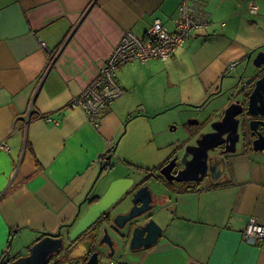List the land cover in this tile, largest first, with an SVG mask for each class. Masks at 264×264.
Wrapping results in <instances>:
<instances>
[{"label":"crops","instance_id":"0c3cea01","mask_svg":"<svg viewBox=\"0 0 264 264\" xmlns=\"http://www.w3.org/2000/svg\"><path fill=\"white\" fill-rule=\"evenodd\" d=\"M180 1L0 0V142L8 145L0 149V258L24 254L43 232H65L86 210L87 197L104 192L115 177L96 191L108 169L99 173L103 156L126 139L125 122L155 112L160 62L182 63L175 82L166 74L167 84L199 105L227 86L218 82L231 64L264 47V0H196L208 25L195 28L166 61L122 66L124 93L92 125L70 99L98 76L125 31L144 38L155 18L173 30ZM157 193L159 238L120 264H264V241L242 236L249 217L264 225V150L231 153L197 187ZM18 240L23 249L13 244ZM65 242L60 258L83 256L90 247L85 234Z\"/></svg>","mask_w":264,"mask_h":264},{"label":"water","instance_id":"95a60500","mask_svg":"<svg viewBox=\"0 0 264 264\" xmlns=\"http://www.w3.org/2000/svg\"><path fill=\"white\" fill-rule=\"evenodd\" d=\"M250 54L247 58L250 57ZM252 64L256 69L264 65L263 50H258L255 53ZM231 69L229 68V70ZM257 73L252 77L254 79L253 88L245 107L239 99H235L234 89L227 87L221 91V94L226 98L222 106L202 120H188L190 126H200L202 131L192 130L188 138L193 142L182 145V149L179 151L181 154L174 156L159 169V174L164 177V180L150 173L140 180L128 176L113 179L96 201L90 202L87 197L89 205L86 210L79 218L65 225L67 227L65 232L61 230L56 233L43 232L32 243L25 246L24 254L19 256H16L19 252L13 254L5 261V264H50L52 258L65 248V238L69 243H73L83 234L87 235L90 241L87 256L83 260H79L77 257L71 262L66 261L62 264H112L110 259L113 252L106 251V247L111 248L113 242H117L113 238V234L116 237H128V248L131 250L147 247L156 242L162 228L154 219V215L158 213L154 207L157 200L163 196L149 188L147 181L150 177L159 181L163 187L180 191L175 189L176 186L173 185V182L199 180L205 175L213 176L218 164H223L226 156L237 151V143L242 131L246 129L256 134V137L251 141L252 149L254 151L264 150V132L257 131V122L264 126V121L249 118L245 120V116L249 115L264 116V70L261 74ZM222 78L223 76L221 80ZM202 106V104L196 105V107ZM117 144L118 141L103 156L105 161L100 166L99 173L104 166H107L108 169L114 167L112 157ZM175 164L179 165V168L175 173H172ZM125 199H127V203H124ZM116 204L121 207L113 212ZM101 222L104 224L102 225ZM97 223V227H93ZM91 229V233L87 234ZM110 230L113 231L112 235ZM58 258L60 256L56 257V259Z\"/></svg>","mask_w":264,"mask_h":264},{"label":"rangeland","instance_id":"374dc122","mask_svg":"<svg viewBox=\"0 0 264 264\" xmlns=\"http://www.w3.org/2000/svg\"><path fill=\"white\" fill-rule=\"evenodd\" d=\"M261 25L264 27V21ZM241 32L245 33L246 31L241 30ZM261 50L264 51V47ZM185 63H187L186 66L188 70L190 67L192 68L194 65L193 57L188 59ZM181 64L182 63H178L176 66L173 65L171 68H168L165 63L160 62L157 67H154L159 74V93L156 95V98H154V100L156 99V102L154 101L156 103L154 107L155 112L151 115L152 117H150V119H136L133 117V119L125 122L127 126H124L126 131L123 136L126 139L121 141V143L118 141V154H115V158L113 156L112 159L114 167L103 171L99 179L100 183L96 186V191L98 193L102 191L105 183L109 179L128 176L135 180H140L148 174L146 171L147 169L150 170L155 168L170 152L178 153L181 151L182 145L192 141L188 137L189 133L193 130L192 127L195 125L190 126L188 120H202L209 113L214 112L222 106L223 100L226 101L223 94H220V96L208 102L201 103L203 105L202 107H196L198 104H195L192 100H186V96L190 92L187 93L182 91L179 86L174 87L172 84H167L168 75L166 74L169 73V77L175 82L177 71L184 70ZM255 69L256 67L253 66L252 61L249 66L244 65L242 61L239 62L234 68L224 74L223 85H227L224 86V88L230 87L232 89H239L242 87L239 78L241 77L242 80L246 81L251 79L257 73ZM147 70L149 72L153 71L152 69ZM143 71L145 72L146 69H143ZM189 79L191 82L193 81L199 84L198 78L193 75H191ZM193 87V85L190 86L193 95L194 91L197 93L196 95H199L198 91L202 90L194 89ZM165 99H168L167 101L172 100L173 102L169 104L170 102H167ZM147 184L149 188L155 192H161L164 188L163 185L153 177L148 179ZM124 203H127V199H125ZM120 207L121 206L116 204L113 208V212L117 211ZM110 233L112 235L113 231ZM112 236L117 240L114 234ZM64 241H66V239ZM13 244L18 247L21 245V249H23V243L19 240L17 242L14 241ZM64 245H66V242ZM132 251L133 250L129 248L123 249L122 247H117L111 256V263L114 264L117 261H121L128 252Z\"/></svg>","mask_w":264,"mask_h":264},{"label":"built area","instance_id":"2783aa9c","mask_svg":"<svg viewBox=\"0 0 264 264\" xmlns=\"http://www.w3.org/2000/svg\"><path fill=\"white\" fill-rule=\"evenodd\" d=\"M174 23V29L170 30L159 18H155L144 38L125 31L100 68L98 76L82 92L73 96L69 104L81 108L89 122L97 126L102 110L124 93L117 77V71L122 66L153 59H170L195 28L205 27L209 21L196 0H181ZM41 46L45 48L46 43L41 42ZM240 83L245 84V81L241 79ZM0 149H8L5 141L0 142ZM242 236L251 241H264V225L249 217L242 229Z\"/></svg>","mask_w":264,"mask_h":264},{"label":"flooded vegetation","instance_id":"af4514ba","mask_svg":"<svg viewBox=\"0 0 264 264\" xmlns=\"http://www.w3.org/2000/svg\"><path fill=\"white\" fill-rule=\"evenodd\" d=\"M249 53H251V52H247L245 55H243V56H241L238 60H236L235 62H234V64L232 65V66H236L239 62H241L242 61V63L244 64V65H246V66H249V64H250V62L252 61V59H253V57H254V55L255 54H250V57L249 58H247L248 57V55H249ZM230 69H231V67H230ZM256 70V72H258L259 74H261L262 73V71L264 70V66H261L260 68H257V69H255ZM226 72H224L222 75H221V77L223 76V78H222V80H221V77H220V79H219V82H218V86L220 87V88H222L223 87V80H224V74H225ZM245 81V84H242L241 86L242 87H240L239 89L238 88H236V89H234V94H235V99H239L240 100V102L242 103V105H243V107H245L246 106V103H247V100H248V96H249V94H250V92H251V90H252V88H253V81H254V79L253 78H251V79H249V80H244ZM223 90H225V88H223ZM219 94H216L215 96H213V97H218V96H220V94H221V90L218 92ZM209 98H207V100H208ZM206 100V101H207ZM211 100V99H210ZM209 100V101H210ZM208 102V101H207ZM248 118L249 119H257V121H264V116H260V115H258V116H245V120H248ZM192 129L193 130H195V129H199V131H202V128H200V126L198 127V126H194V127H192ZM257 131H260V132H264V126L261 124V123H258L257 122ZM256 137V134L253 132V131H251V130H249V129H246V130H243L242 131V135L240 136V139H239V141H238V143H237V151L239 152V153H243V152H246V151H249V150H253L252 149V143H251V141L254 139ZM193 142V141H192ZM177 154H181L180 152L179 153H177V152H170L169 153V155L168 156H166L165 158H164V160L162 161V162H160L154 169H153V172H152V174L153 175H156L157 177H160V178H162L163 180H164V177L162 176V175H160L159 174V169L161 168V167H163V166H165L174 156H176ZM176 163H177V161H175ZM179 168V165H177V164H175L174 165V167H173V169H172V173H175L176 172V170ZM193 175V174H192ZM155 176V177H156ZM197 176H200V175H197ZM207 177H211L210 175H205V176H203V177H201V178H199V180H186V181H183V182H173V185L174 186H176V190H182V189H184V188H187V189H189L190 187H197L198 185H200L202 182H204V180L207 178ZM191 185H193V186H191ZM103 217V216H102ZM100 221H103V220H100ZM98 223H100V222H98ZM98 223L97 224H95L93 227H97V225H98ZM101 224L103 225L104 224V222H101ZM91 231H92V229L90 230V231H88V233L87 234H89V233H91ZM66 239V238H65ZM64 243H65V241H64ZM128 246H129V238L128 237H126V236H121V237H117V242L116 243H114L113 242V245H112V247L111 248H109V247H106V251H108V252H114L115 251V249L117 248V247H122L123 249H127L128 248ZM94 248V247H93ZM92 250H94V249H92ZM63 251L65 252L66 250L65 249H62L61 250V252L57 255V256H55V257H59V256H61V254L63 253ZM88 252H89V250H88ZM88 252H86V254L85 255H83V256H80V257H78V259L79 260H83L86 256H87V254H88ZM71 260H73V259H69V260H67L68 262H71ZM114 264H120V261H117L116 263H114Z\"/></svg>","mask_w":264,"mask_h":264},{"label":"trees","instance_id":"16d2710c","mask_svg":"<svg viewBox=\"0 0 264 264\" xmlns=\"http://www.w3.org/2000/svg\"><path fill=\"white\" fill-rule=\"evenodd\" d=\"M102 164V163H101ZM109 165V164H107ZM107 166H104L103 169H105ZM154 169V168H153ZM153 169H147L146 171L150 174H152ZM183 190H187V188H184ZM98 199V196H91L89 197L90 202L96 201ZM11 257L9 254H3V257L0 258V264H5V257ZM69 259V254H65L63 257L56 259V257H53L50 264H62L66 262Z\"/></svg>","mask_w":264,"mask_h":264}]
</instances>
